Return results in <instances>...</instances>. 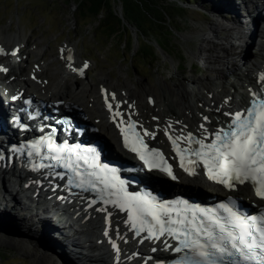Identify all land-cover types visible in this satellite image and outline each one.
<instances>
[{"label":"bare ground","instance_id":"6f19581e","mask_svg":"<svg viewBox=\"0 0 264 264\" xmlns=\"http://www.w3.org/2000/svg\"><path fill=\"white\" fill-rule=\"evenodd\" d=\"M211 1H217L216 4L221 7L222 12L224 11L223 13L221 10L216 11L219 16L227 14L228 18L224 16L227 24H219L216 28L210 29L212 37L208 39L207 44L213 48L205 52L207 55L194 52L190 54V57L198 61L202 60L203 64L208 65L214 77L212 83L217 92L213 93L212 86L207 79L182 78L180 82L182 91L166 94L160 88L155 89L156 99L151 95H146L142 102V98L137 92L140 90L139 88H133L120 80L116 84L108 86V75L101 74L98 79L99 83H97L98 93L94 91L96 84L90 83V92L87 97L90 100L85 101L84 113L78 121L80 124H88L93 128L94 135L105 144L107 153L112 152L113 144L119 146L116 135L118 124L114 125L111 122L113 115L104 109L101 100L102 90L108 95L115 108L117 104L120 105L119 109H116L124 114V118H127L128 114L138 122L140 128L154 133V138L148 136L152 147L165 151L169 136L186 137L192 133L193 136L201 138L203 134V130L199 127L201 124H204L208 129L210 139L213 132L225 127L229 116L224 113L245 110L247 100L252 99L253 93L264 94V80L261 79L264 77V31L260 32L256 29L257 20L264 19L262 0ZM220 30L227 35H217V31ZM254 34H256L254 42L249 43ZM12 35L4 43L0 42V50H3L0 52V68L7 69V71H0V100H18L20 97V100L32 98L37 103L45 104L47 111H52L53 104L56 102L71 106L77 103L76 93L67 89L68 81L72 77L71 72L80 74L83 65H85L82 63L77 67L80 56L76 55V48L69 45L60 47L62 49L59 48L61 55L59 53L58 55L62 57L59 65L62 68L58 71L51 69L55 65L54 61L48 64L39 62L40 65L37 69L30 70L33 78H29L26 75V64L17 70L15 66L20 62L25 63L32 56V51L21 52L20 46L24 39L18 34V36ZM211 40L215 41L211 42ZM251 45L252 49L249 48ZM9 46H13V48L8 51ZM15 50L19 52L16 57L8 54ZM69 52L73 53L70 61L66 59ZM58 55L55 58L56 61ZM245 55H251L252 70L238 64V61L244 59ZM37 56L41 58H38L39 61L42 60L43 52L40 51ZM76 77H72L75 85L79 84V81L81 82V76ZM82 86L81 82V86H76V90ZM112 94H115V100L112 99ZM150 99L153 101L152 107L148 103ZM91 103L93 104L89 108ZM205 117L208 118L207 122L204 120ZM7 122V112L0 105V125L4 124L5 130L9 129ZM0 135H2L0 136V164H3L1 159L5 148L3 131H0ZM123 157L128 162L133 161L129 156ZM178 178L182 184L188 183L195 186L201 195H205V191L217 192L221 195L242 199L250 205H261V202L252 197L251 190L247 185L238 187L235 192H224L209 184L202 175L193 178L179 175ZM150 179L164 181V177L157 173H152ZM14 180L0 176V212L4 218L0 224L8 234L11 233L15 236L10 244L17 247L18 253L28 255L27 247L39 248L35 243L42 245L44 251L39 248L37 250L41 249V251H36L32 256L37 264H104V255L111 262L117 264H138V258L144 260L149 249H157L161 243V240H152L149 242V246L144 248L131 237L120 218L122 215L119 217L116 212L113 213L110 210H105L102 213H98L96 209L85 212L74 205L66 207L59 203L53 204L52 199L58 194L54 196L45 194L44 198H41L38 196L41 192L36 190L28 188L23 192L25 185L20 184L21 182L17 180L15 183ZM13 191L15 193L12 194ZM20 194L24 200H20L21 198L18 197ZM16 206H21V210L17 211ZM77 212L81 213V217L86 221L81 222L76 219ZM10 218L18 220L22 226L17 227V223H15L16 226H11L8 222ZM29 220L33 222H29ZM23 224H28V226L25 227ZM39 224L47 226L48 232L55 231L57 234L54 237L47 233V235L36 239L29 238V235L25 234L26 230L32 232L33 229L38 228ZM26 237L28 241L24 242L22 238ZM113 242L119 247V252L113 247ZM57 245L64 250V253L59 250ZM46 250L56 259L48 257ZM138 253H143V255ZM135 254L138 256L135 257Z\"/></svg>","mask_w":264,"mask_h":264},{"label":"rangeland","instance_id":"374dc122","mask_svg":"<svg viewBox=\"0 0 264 264\" xmlns=\"http://www.w3.org/2000/svg\"><path fill=\"white\" fill-rule=\"evenodd\" d=\"M114 1L113 11L120 14V5L117 0ZM164 1L166 6L169 5L167 9L169 17L161 29L154 28L144 39L139 34H135L130 27L125 26L116 38L112 37L107 40L97 35L100 33L102 15L89 19L88 24H82L81 35L73 36V20L84 22L85 18L82 10L72 0H0V42L4 43L10 35L13 36L12 34L20 35L24 39L20 46L21 52L30 50L32 56L25 63H17L15 69L26 64V75L29 78H33L30 70L37 69L40 65L39 62L48 64L54 61L55 65L51 69L56 71L61 69L59 64L62 57L59 56L61 55L59 48L64 45L75 47L76 55L80 56L77 67L85 63L88 65V70L83 71V76L80 78L83 86L79 90H76V86H81V82L79 81L80 85H75L72 77H80V74L71 72L72 77L68 81L67 89L76 93L78 101L74 106L82 111L85 110V101L90 100L87 98L88 92H90V83L96 84L94 91L98 93L97 83H99L98 79L101 74L108 75V86H112L120 80L133 88L137 87L140 90L144 88L142 91H137L142 102L146 95H151L156 99L155 89L160 88L166 94L182 91L180 85L182 78L207 79L212 86L213 93L217 92L212 83L214 77L208 65L203 64L202 60L191 58L190 54L201 52L207 55L205 52L213 48L207 44L208 39L212 37L210 29L216 28L219 24L226 25L227 21L224 20V16L228 18L227 14L224 13L222 17L217 14L218 10H221V13L224 12L216 4L217 1L191 0L190 4L181 3L178 0ZM217 32V35H227L221 30ZM140 45L144 49H151L156 55L155 58L141 59ZM11 48L13 46H9L8 51ZM249 48L252 49L250 46ZM40 51L43 52L44 57L39 61L41 58L37 55L40 54ZM8 54L11 55L9 52ZM219 54L222 55L220 52ZM57 55L59 57L56 61ZM238 64L242 66L240 61ZM48 68L50 69V67ZM148 103L152 107L153 101ZM92 104L89 105V108ZM174 106L176 107V105ZM19 198L21 197L19 196ZM16 208L17 211H20L22 207L16 206ZM9 211L12 212V210ZM8 213L10 214V212ZM3 219V214L0 212V221ZM8 222L11 226H16L15 223H17V227L22 226L14 218H10ZM29 222L33 221L29 220ZM23 226L27 227L28 224H23ZM0 227L2 228L1 224ZM1 228L0 264H37L32 256L39 248L44 251L42 245L35 243L39 248L31 247V250L27 249L28 255L20 254L17 247L10 244L15 236L11 233L8 234L4 230L5 228ZM47 233L53 237L57 234L55 231L48 232L47 226L42 224H39L38 228L33 229L32 232L27 229L25 234L29 235V238L36 239L47 235ZM22 239L24 242L28 241L27 237ZM59 250L64 253L60 247ZM46 254L50 258L56 259L47 250Z\"/></svg>","mask_w":264,"mask_h":264},{"label":"snow or ice","instance_id":"6c2138e0","mask_svg":"<svg viewBox=\"0 0 264 264\" xmlns=\"http://www.w3.org/2000/svg\"><path fill=\"white\" fill-rule=\"evenodd\" d=\"M15 54V52L12 53V55ZM68 59L70 61L71 56ZM84 67L86 68L87 65L85 64ZM0 71H7V69L0 68ZM80 74L83 75V70ZM261 79L264 80V77ZM112 99L115 100V94H112ZM105 102L109 112L113 113L114 120L116 116L123 117V113L113 111L112 104L108 103L107 94ZM149 102L151 103V99ZM119 107L120 105L117 104L116 108L119 109ZM224 115L230 117L229 121L225 127L213 132L211 139L204 124L199 126L203 130L201 138H196L192 133H189L187 137H177V140H187L189 145L194 144L197 147L179 149L177 140H172L169 136L173 150L180 156V167L189 175H193L195 167L202 163L210 180L228 189H234L238 184L250 183L255 190V195L264 199V95L259 92L253 93L249 107L235 113H224ZM130 120L131 116H129ZM204 120L207 122L208 118L205 117ZM135 127L136 124L130 122L127 129H120L124 137V146L136 153L151 168L153 165L142 150H146L147 145L139 139L132 140L131 145L129 143L128 132L133 131ZM133 135L139 134L133 131ZM143 135L154 138V133L147 130ZM205 141L208 142L205 143ZM49 150L56 153L65 151L54 145H49ZM90 151L94 150L90 149ZM151 152L154 155H160L155 149ZM181 152H189L195 157L188 161L192 165L191 168L185 166V157ZM100 167L104 171L109 170L107 165ZM166 171L167 175L175 179L171 167H168ZM76 175L80 176V173L77 171ZM84 183L81 180L78 186L82 187ZM104 183L105 188L123 191L122 182L119 189L107 181ZM112 203L117 202L112 201ZM118 206L121 208L131 206L127 210L132 211L135 208L136 211H143L151 217L154 223L146 228L145 221L135 212L130 216L131 227L133 229L138 227L139 233L146 231V238H159L167 234L176 239L179 247L174 248V251L191 254L183 264H252V262L264 264V214L249 217L234 210L228 204H221L219 209L214 210L198 206L189 207L185 203L181 210L175 212L176 219H173L171 205L151 203L143 197L127 195L121 199ZM113 247L119 252V247L114 242Z\"/></svg>","mask_w":264,"mask_h":264},{"label":"trees","instance_id":"16d2710c","mask_svg":"<svg viewBox=\"0 0 264 264\" xmlns=\"http://www.w3.org/2000/svg\"><path fill=\"white\" fill-rule=\"evenodd\" d=\"M69 1V0H68ZM82 10L84 22L73 20L76 35H81L82 24H88L89 19L103 16L97 35L103 39L117 37L125 26L130 27L135 34L146 39L154 28L161 29L166 24L168 7L164 0H117L121 7V16L113 11L114 0H72ZM190 4L191 0H178ZM64 15V14H62ZM141 59H153L155 53L151 49L139 46Z\"/></svg>","mask_w":264,"mask_h":264},{"label":"water","instance_id":"95a60500","mask_svg":"<svg viewBox=\"0 0 264 264\" xmlns=\"http://www.w3.org/2000/svg\"><path fill=\"white\" fill-rule=\"evenodd\" d=\"M120 8H121V7H120ZM117 15L121 16V13H120V14H117ZM30 248H31V247H29V248L27 247V248H26V251H27V249H28V250H31Z\"/></svg>","mask_w":264,"mask_h":264}]
</instances>
